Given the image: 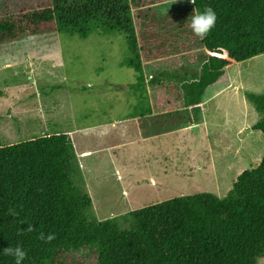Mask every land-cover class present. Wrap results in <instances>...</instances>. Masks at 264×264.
<instances>
[{
  "label": "rangeland",
  "instance_id": "1",
  "mask_svg": "<svg viewBox=\"0 0 264 264\" xmlns=\"http://www.w3.org/2000/svg\"><path fill=\"white\" fill-rule=\"evenodd\" d=\"M41 2L0 0V12L18 14ZM135 2L131 12L138 36L157 31L170 37L174 53L165 59L176 70L155 61H142L139 71L128 66L131 54L121 33L81 38L46 32L0 46L2 143L70 134L77 156L76 186L91 197L97 221L121 220L135 209L184 195L224 197L238 175L257 167L264 154L263 134L250 130L264 114L245 96L264 93V53L229 67V82L205 91V109L192 123L190 109L165 105L177 97L168 88L179 82L167 75L159 78L162 72L185 73L201 63L203 48L188 22L192 3ZM139 76L145 83L138 89ZM153 77L159 78L156 89L148 84ZM144 109L156 115L136 113ZM162 112L166 115L157 117ZM175 113L181 116L169 119ZM152 133L159 136L142 140ZM67 262L95 264L88 250L70 254ZM256 264H264V257Z\"/></svg>",
  "mask_w": 264,
  "mask_h": 264
},
{
  "label": "trees",
  "instance_id": "2",
  "mask_svg": "<svg viewBox=\"0 0 264 264\" xmlns=\"http://www.w3.org/2000/svg\"><path fill=\"white\" fill-rule=\"evenodd\" d=\"M131 2L138 5L135 0H42L37 8L18 14L0 12V46L46 32L81 38L121 33L131 54L128 66L139 71L142 61H155L176 70L165 59L174 53V42L157 31H143L139 37ZM208 7L216 11L217 22L206 39L197 37L203 48L198 69L159 74L179 82L168 88L177 97L168 98L166 108L184 105L192 123L205 109V91L229 82V67L264 53V0L192 3L193 12ZM159 78L148 84L156 89ZM143 83L139 76L136 87ZM245 96L264 114V93ZM174 115L181 116L170 114L169 119ZM250 130L264 137V117ZM76 162L66 132L13 144L0 139V264H14L2 251L16 245L27 251L24 264H69L67 256L81 250H88L95 264H256L264 257V154L257 167L238 175L224 197L184 195L135 209L121 220L114 216L103 221L93 218L91 197L76 186ZM29 224L31 232L26 230ZM41 232L54 233L55 239L45 243Z\"/></svg>",
  "mask_w": 264,
  "mask_h": 264
},
{
  "label": "clouds",
  "instance_id": "3",
  "mask_svg": "<svg viewBox=\"0 0 264 264\" xmlns=\"http://www.w3.org/2000/svg\"><path fill=\"white\" fill-rule=\"evenodd\" d=\"M191 3L196 4V0H190ZM189 26L191 31L197 36L200 40H204L208 37L211 31L215 28L217 22V13L211 8H205L202 12L196 11L194 9L193 14L188 18ZM33 227L29 224L27 231H33ZM39 239L45 243H50L55 239L54 233H45L41 232ZM3 254L14 259V264H24V261L27 258V251L21 246L16 245L15 247L8 246L3 249Z\"/></svg>",
  "mask_w": 264,
  "mask_h": 264
},
{
  "label": "crops",
  "instance_id": "4",
  "mask_svg": "<svg viewBox=\"0 0 264 264\" xmlns=\"http://www.w3.org/2000/svg\"><path fill=\"white\" fill-rule=\"evenodd\" d=\"M164 113L165 112H162V113H159L160 115L162 114V115H164ZM156 114H155V112H145L144 113V115H143V117H145V116H147V117H154ZM143 117H141V118H143ZM137 118V117H136ZM139 118H140V116H139ZM155 134V135H154ZM157 136H159V134H157V133H152V134H150L149 136H148V138H145V139H142V140H148L149 138H155V137H157Z\"/></svg>",
  "mask_w": 264,
  "mask_h": 264
}]
</instances>
